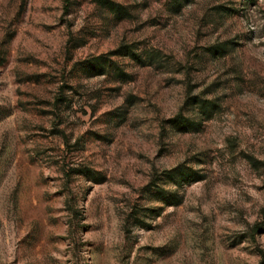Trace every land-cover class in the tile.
<instances>
[{
    "label": "rangeland",
    "instance_id": "obj_1",
    "mask_svg": "<svg viewBox=\"0 0 264 264\" xmlns=\"http://www.w3.org/2000/svg\"><path fill=\"white\" fill-rule=\"evenodd\" d=\"M0 264H264V0H0Z\"/></svg>",
    "mask_w": 264,
    "mask_h": 264
},
{
    "label": "trees",
    "instance_id": "obj_2",
    "mask_svg": "<svg viewBox=\"0 0 264 264\" xmlns=\"http://www.w3.org/2000/svg\"><path fill=\"white\" fill-rule=\"evenodd\" d=\"M177 121V119H174V122H176ZM184 121H185V119H184Z\"/></svg>",
    "mask_w": 264,
    "mask_h": 264
}]
</instances>
